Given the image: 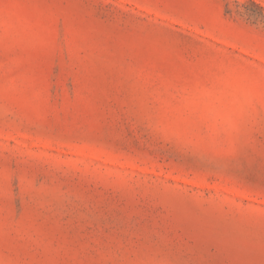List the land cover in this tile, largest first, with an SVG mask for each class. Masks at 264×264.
I'll use <instances>...</instances> for the list:
<instances>
[{"label": "rangeland", "instance_id": "rangeland-1", "mask_svg": "<svg viewBox=\"0 0 264 264\" xmlns=\"http://www.w3.org/2000/svg\"><path fill=\"white\" fill-rule=\"evenodd\" d=\"M0 264H264V0H0Z\"/></svg>", "mask_w": 264, "mask_h": 264}]
</instances>
